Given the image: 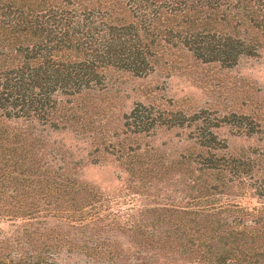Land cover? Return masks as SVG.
<instances>
[{"label":"rangeland","instance_id":"374dc122","mask_svg":"<svg viewBox=\"0 0 264 264\" xmlns=\"http://www.w3.org/2000/svg\"><path fill=\"white\" fill-rule=\"evenodd\" d=\"M245 31L246 36L256 35L248 26ZM257 38V52L240 56L232 66L200 61L179 44H163L145 74L107 67L98 86L62 98L52 117L56 127L0 119V127L9 131L30 130L39 141L31 153L42 165L24 174L7 164L11 160L0 167V210H23L30 201L38 204L32 214L0 213V258L52 257L60 264H201L159 248L165 225L151 218L152 209L164 211L186 199L180 190L186 173L175 162L199 150V121L134 133L126 128L124 115L140 102L168 114L178 111L189 117L198 112L206 121L228 117L229 122L213 128L226 143L218 152L248 162L251 173L231 182L220 198L259 207L264 204V36L257 33ZM13 144L0 141L2 162ZM205 175L202 178L212 180L213 174ZM52 180L61 183L58 203L51 192L37 193L39 185L44 191Z\"/></svg>","mask_w":264,"mask_h":264},{"label":"trees","instance_id":"16d2710c","mask_svg":"<svg viewBox=\"0 0 264 264\" xmlns=\"http://www.w3.org/2000/svg\"><path fill=\"white\" fill-rule=\"evenodd\" d=\"M247 26L256 35H244ZM257 33L264 36V0H0V119L56 127L52 117L62 98L98 86L107 67L145 74L163 44H179L200 61L232 66L257 52ZM205 119L198 112L168 114L140 102L124 115L134 133L195 120L202 127L195 156L180 155L175 162L186 173L180 189L187 194L184 203L152 209L156 225H165L159 248L201 264H264V204L245 207L220 198L231 182L250 176L251 165L218 152L226 143L213 128L228 117ZM0 141L14 143L1 168L11 160L7 164L21 174L40 170L31 153L39 141L29 129L0 127ZM206 173L213 181L202 178ZM54 180L46 191L39 185L37 193L51 192L58 203L61 183ZM37 208L30 201L23 210L0 213L32 214ZM0 264L60 263L31 256L0 258Z\"/></svg>","mask_w":264,"mask_h":264}]
</instances>
